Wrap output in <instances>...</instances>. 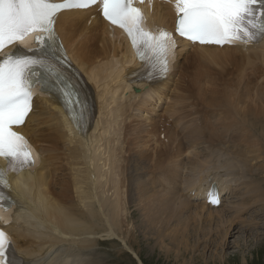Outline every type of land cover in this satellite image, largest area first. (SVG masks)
Instances as JSON below:
<instances>
[{"label": "bare ground", "instance_id": "obj_1", "mask_svg": "<svg viewBox=\"0 0 264 264\" xmlns=\"http://www.w3.org/2000/svg\"><path fill=\"white\" fill-rule=\"evenodd\" d=\"M93 12L97 11L94 8L66 11L57 20L63 43L92 95L94 107L89 115L90 128L80 134L58 101L37 97L34 101L37 109L19 130L40 151V161L28 170L7 172L12 183L11 195L16 201V220L11 232L16 237L15 243L24 264H95L96 257L90 250L100 237L120 239L140 263L145 264L129 244L131 228L125 218L126 190L127 195L130 192L134 196L141 212L145 237L154 239L155 245L165 248L166 252L174 250L177 257L185 251L196 253L199 246L204 249L212 245L216 249L223 248L231 242L229 238L235 236L233 233L256 228L259 224L255 218L249 221L247 217L250 215L251 218L252 213L244 215L243 212L262 199L260 186L252 185L250 189L255 194L252 203H246L245 199L239 201L244 195L240 192L242 187L245 185L247 189L251 186V183L243 181L246 176L241 175L238 177V191L232 195L239 199L229 201L228 197L225 203L220 201L234 184V163L243 170L246 160H241L236 152L231 160L229 148L216 143L220 137L216 132V121H212L216 117L215 108L202 107L200 114L192 111L191 116L196 114L194 124L190 118L186 121L187 137L195 142L201 140L203 143L206 130L215 137L214 141L208 142L209 146L205 147L208 150L204 152L197 151L192 140L184 143L182 131L174 132L172 126L167 133L164 132L168 139L164 149L157 143L159 138L154 127L146 128L144 135L142 130L132 140L127 138L126 151L122 135L123 119L126 112H130L129 108H136V111L145 110L146 105L151 109L158 108L155 106L162 99L161 92L171 88L179 65L185 86L182 82L176 83L172 90L179 100L184 101L186 94L197 95L195 104L204 100L216 107V102L222 100L225 104L228 101L234 105L239 113L243 111L244 116L258 114L260 111L249 108L250 104L245 99L242 110L239 99L235 98L231 75L236 73L237 79L249 75L264 77V35L250 44L224 47L200 46L183 40L167 78L160 76L152 82L138 78L136 81L130 70L138 64L129 41L100 16L88 24ZM154 16L157 27H174L175 15L169 4H157ZM189 48L188 55L183 56ZM130 64L134 66L129 68ZM188 84L191 88L186 90ZM256 88L260 94L264 82L256 81ZM178 89H181L180 93ZM209 115L210 120L206 119ZM223 120L227 133L228 129L237 127L231 116ZM175 123L181 122L176 118ZM161 133L157 136L161 137ZM151 142L154 147L149 145ZM189 150H193L191 155ZM148 151H154L153 156ZM182 151L183 155L188 151L187 161L183 160ZM126 152L130 156L128 164L123 159L128 155ZM149 159L152 160L151 169L143 177L137 163H145ZM180 167L182 182L177 184V177L171 180L168 175H176ZM130 169L136 173V181L127 177L126 171ZM205 203L208 208L203 205ZM237 222L244 224L238 231ZM168 241L171 245L167 244ZM213 256H218V253ZM12 260L17 259L12 256Z\"/></svg>", "mask_w": 264, "mask_h": 264}, {"label": "rangeland", "instance_id": "obj_2", "mask_svg": "<svg viewBox=\"0 0 264 264\" xmlns=\"http://www.w3.org/2000/svg\"><path fill=\"white\" fill-rule=\"evenodd\" d=\"M189 52H190V48L186 49L182 55L186 56L188 55ZM182 61L183 60H181V62ZM175 75L176 77H179L176 78L175 82H177V80L179 79L181 83L184 75L180 69V65H179V70H177ZM238 77L239 76L236 73H232L231 75V80H233L232 84L236 90L235 98L239 99V102L241 103V104L239 103V105L242 108V110H243V103H245L243 100L245 99L246 102L250 104L248 105L249 108H253V110L260 111L258 114L254 113V115L253 114L251 115L252 117L244 116L242 115L243 111L242 114L239 113L234 105L228 104V101H226L227 104H225L222 102V100H218L216 102L217 108L208 105L207 102L204 100H200L197 102V104H195L197 95H189V94L184 95L185 98L184 101L186 102V104H184V101L179 100L176 97V94L172 92L174 88V85H172L171 88L167 87L166 90L163 91L161 96L162 99L160 100L159 104L155 106L158 108L151 109L150 106L148 105H146L147 108H145V110H139V111H136L137 110L136 108L135 109L129 108L130 112H126L125 119H123L124 128H123L122 141L124 142L123 146L126 151L128 149L127 142L129 140H132L133 136H137V134L141 133L142 130H143L142 135H144L147 129H152L154 127L155 135L156 137H158L157 133L160 130H164L163 128H166L169 125L172 126L173 124V128L177 127L176 130L173 131L174 132L182 131L183 133L182 137L185 138L184 143L186 142L189 143V140L194 141V139L187 137L189 129L187 127L186 121L189 118L190 113L192 111H200L203 108H215L216 117L215 119H212V121L213 120L216 121L215 122L216 132L221 139V140L219 139V142L216 143H219V145L224 144L227 149L229 148L231 160L234 157L235 152L237 155H239V158H241V160L242 159L246 160L245 167L243 168V170H240L239 165L234 163V167L232 168L233 170L232 174H234L233 176L234 184L232 185L231 189H229L226 192L224 198L220 201L225 203L228 197H229V201L239 199V198L236 199L232 195L236 194L234 193L235 190L238 191L236 189L237 187H239L238 182L240 180L238 179V177L241 175H245L246 179H244L243 181H245L246 183H251V186L247 189L245 185L242 187V190L240 192L243 193L244 195L241 199H239V201L245 199L246 203H252V199L254 198L255 195L252 191H250L252 185L261 187L262 199L257 204H252L253 205L252 208H250L249 210L246 209L245 212H243L244 215L247 214L248 212L252 213L251 218L250 215H247L249 221L250 219L255 218V222H257L259 225L256 228H253L252 230L251 228L250 229L245 228L244 229L245 231L243 232L233 233L235 236L233 237L231 236L229 238V242L230 241L231 242L229 244H226L225 247L223 248L216 249L215 248L216 246L214 247L212 245L211 247L209 248L207 247L206 249H204L203 246L201 245L202 247L199 246L200 249L199 250L197 249L198 251H196V253L195 251H193L194 254L193 252L188 251L189 252L188 253L185 251L182 253V255H178L177 257V254L175 253L174 250H172L171 252L168 251L166 252L165 248H161L159 245H155L154 239L145 237V233H144L145 224L142 222V219L140 217L141 212L139 211L137 205L135 204V199H133L134 196L132 197V194L130 195V192L127 195V190H126L125 200H126L127 216H125V218L127 220L126 221L127 225H129V228H131L130 235L128 236L130 239L129 244L133 246L136 252H138L139 256L141 257L142 261L145 262V264H264V89L260 94H258L257 92L258 89L256 88V81L257 83L262 84L264 82V77H259V75H249V77H242L241 79H237ZM181 84L185 86L184 82H182ZM190 88L191 87L188 84L186 86V90ZM192 101L193 103L191 104V106L190 105L188 106V104ZM231 102H233V99L231 100ZM193 104L196 106L195 108H193ZM133 106L135 107V105ZM178 108H181L182 112L176 115L174 111L177 110ZM166 111H168L169 113L165 114ZM208 112L210 113L211 111L209 110ZM126 115L128 116V118ZM167 116H169L170 118H168ZM181 116H183L184 118H182ZM228 116H231L237 122V127L228 129L229 133H227L226 131V127L224 125V120H223ZM193 117L195 120V115H193ZM159 118H161V121H159ZM172 118L174 120V123H172L173 122ZM176 118L178 119V121L181 122L180 124L175 123ZM206 119L210 120V115ZM126 126L127 128L125 129ZM160 126H162V129H160ZM156 127H158V129H156ZM205 133H207L205 135L206 142L204 138H203V143L201 142V140H197L196 142L194 141L195 143L193 146H196L197 151L204 152L205 150H208L205 149V147L209 146L210 144L208 142L214 141L215 137L209 135L210 131L207 132L206 130ZM162 134H164V132H162L160 135ZM162 139L164 140V137L161 136V139L160 138L157 139L159 140L157 141V143L158 145H160V147L164 149L165 144L163 145ZM160 142L162 144H159ZM150 144L152 147L155 146L153 142L149 143V145ZM129 150H131V148H129ZM191 151L189 150V155H191L190 154ZM148 152L150 153L151 156H153L154 151H148ZM183 152L184 151L181 152V155H183ZM123 154H125V152H123ZM126 154L128 155L123 159L128 164L130 160V156L128 152H126ZM187 155H188V151L185 152L182 158H184ZM188 159L189 157H185L183 160L187 161ZM151 163H152L151 159H149L145 163H137L143 177L146 176L148 174V171L151 169V167H149ZM153 171H157V169H153ZM160 173H161L160 175L163 174L162 172ZM126 174L127 177H131L132 181L134 180L136 181V173L133 171V169H130V171L129 170L126 171ZM120 175L121 174H119L118 177H120ZM181 175H182V169L180 167L177 170L176 175L174 176L168 175V177L171 180H174L177 177V184L178 183L181 184L182 182ZM130 189L131 192L133 193L134 190L132 189V187H130ZM203 205L208 208L207 203ZM236 224L238 225L239 222H237ZM243 225L242 223L239 224L238 225L239 229H237L236 231L241 230ZM237 235L240 236V239L238 238ZM236 239H239V241H237ZM169 242L170 241H168L167 244L171 245ZM86 247L91 249V247L89 246ZM173 248L175 247L173 246ZM201 251L204 252V255ZM90 252L93 253V257H96L95 264L97 263L141 264L138 257L135 256L131 251H129L125 247L123 241L116 238H112V239H108L104 237L98 238L96 245L92 247ZM213 252L218 253V256H213L214 254ZM88 253L89 252H87V254ZM219 254H221L222 256H220ZM85 264H89V263H85Z\"/></svg>", "mask_w": 264, "mask_h": 264}]
</instances>
